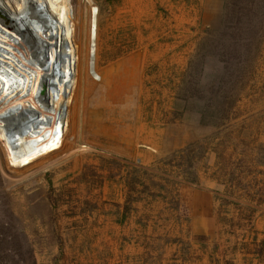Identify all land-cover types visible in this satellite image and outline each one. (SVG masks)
Segmentation results:
<instances>
[{
    "label": "rangeland",
    "instance_id": "obj_1",
    "mask_svg": "<svg viewBox=\"0 0 264 264\" xmlns=\"http://www.w3.org/2000/svg\"><path fill=\"white\" fill-rule=\"evenodd\" d=\"M79 1L97 9L98 69L111 68L112 81L88 69L56 145L26 139L15 152L0 135V264H225L236 251L261 252L260 0L250 19L246 0H70L75 23ZM205 84L231 102L211 123L188 97ZM198 186L216 197L211 236L192 230Z\"/></svg>",
    "mask_w": 264,
    "mask_h": 264
},
{
    "label": "bare ground",
    "instance_id": "obj_2",
    "mask_svg": "<svg viewBox=\"0 0 264 264\" xmlns=\"http://www.w3.org/2000/svg\"><path fill=\"white\" fill-rule=\"evenodd\" d=\"M81 2L75 23L70 0H0V135L15 152L26 139L56 145L63 138L71 94H82L88 69L104 85L111 80V68L98 69L104 41L97 9L91 14ZM88 26L90 65L82 39Z\"/></svg>",
    "mask_w": 264,
    "mask_h": 264
},
{
    "label": "crops",
    "instance_id": "obj_3",
    "mask_svg": "<svg viewBox=\"0 0 264 264\" xmlns=\"http://www.w3.org/2000/svg\"><path fill=\"white\" fill-rule=\"evenodd\" d=\"M189 197L192 203L191 216L193 232H203L204 234H208V236L214 235L213 231L210 230V224L216 221L214 208L216 206V197L213 193V189L202 186L192 187ZM197 220L201 222L198 226H196ZM146 232H148V230H146ZM172 250H176L177 253L181 252V248L179 249V247L176 249H167V247H165L164 252L169 254L172 253ZM234 255L235 258H232L231 262L225 264H264L263 254L259 255L258 253L242 250L236 251ZM176 261H179V259H176Z\"/></svg>",
    "mask_w": 264,
    "mask_h": 264
},
{
    "label": "trees",
    "instance_id": "obj_4",
    "mask_svg": "<svg viewBox=\"0 0 264 264\" xmlns=\"http://www.w3.org/2000/svg\"><path fill=\"white\" fill-rule=\"evenodd\" d=\"M234 2H236L237 0H233ZM254 0H246L244 3H243V6L245 8L246 11H243V12H246L245 15L247 16L248 19L249 16H251V12H252V9L254 8ZM259 9L263 11V14H264V0H260L259 1V5H258ZM227 21V20H226ZM248 45L246 44V48L245 50L247 51L248 49ZM239 52L238 51V46L237 45H233L231 46V48L228 50L227 47L225 49V53L226 55L230 56V58H233V57H236L238 56L236 53ZM227 59H225V61L227 62V64L224 66L226 67V69H228V63H229V57H226ZM199 73H200V69H199ZM188 81V79H187ZM187 83V82H186ZM189 84V82H188ZM204 88L201 89V90H198L196 91V93L193 95V94H190L188 95V97L190 96L191 98L192 97H196L198 99V101L200 103H198V106L195 107V110H197L198 112H200L201 114V119L202 121H207L209 123L213 122L212 120H214V116H216V114H220L221 112L223 114L226 113L228 107H229V104L231 102H229L230 100H228V95L224 94V91L220 92V91H216V90H213V88H209L205 85H203ZM188 89V88H187ZM194 91V90H192ZM217 92L220 93V98L219 100L217 99V101H215V98H217ZM193 93V92H191ZM187 96V95H185ZM228 100V101H227ZM232 107V106H231ZM205 123V122H204ZM204 151V150H203ZM15 244V242H14ZM261 245L264 246V239L261 241ZM15 246V245H14ZM264 249V248H263ZM263 249H261V252H258L257 253L260 255V254H263L262 251ZM15 251H17L19 253V251L17 249H15ZM15 252V253H17ZM10 258L12 259V255H10ZM16 264V263H15Z\"/></svg>",
    "mask_w": 264,
    "mask_h": 264
}]
</instances>
